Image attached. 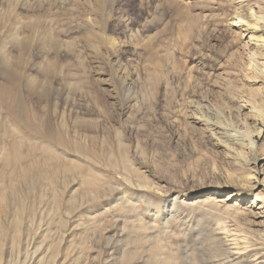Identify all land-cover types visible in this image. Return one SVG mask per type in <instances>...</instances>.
<instances>
[{
	"label": "rangeland",
	"instance_id": "374dc122",
	"mask_svg": "<svg viewBox=\"0 0 264 264\" xmlns=\"http://www.w3.org/2000/svg\"><path fill=\"white\" fill-rule=\"evenodd\" d=\"M233 3L0 0V264H220L211 229L237 254L254 215L189 201L209 188L220 211L251 172L192 120L198 104L246 123ZM14 144L21 162L4 163Z\"/></svg>",
	"mask_w": 264,
	"mask_h": 264
},
{
	"label": "bare ground",
	"instance_id": "6f19581e",
	"mask_svg": "<svg viewBox=\"0 0 264 264\" xmlns=\"http://www.w3.org/2000/svg\"><path fill=\"white\" fill-rule=\"evenodd\" d=\"M259 4H264V0H254L252 5H248L247 0H234L231 16L226 21L228 33H232L234 39L238 40L239 49L244 55L239 72L243 74L240 79L244 78L240 86L244 87L245 91H242L241 87H235L241 91H235L236 94L231 102L236 104L239 114L247 116L248 120L245 118L246 123L243 121L236 126H230L222 124L212 112L204 115L202 106L198 104L191 106L192 120L207 129L213 145L225 151L234 165H240L243 162L251 171L246 175L247 181L229 177V180H233L231 184L244 192L237 195L238 202H225L220 211L217 210L218 203H221L217 199L219 193H211L209 188L205 189L203 196L189 200L191 205L203 206L204 215L215 213L219 218L226 217L235 223L241 224L243 215H254L253 219L249 220L245 224L246 227L241 230V241L233 243L237 254L233 253L228 245L225 246V241L218 237L217 231L211 229L210 238L207 239L214 250L219 253L218 263L220 264H264V142L258 143L254 140L248 129V125L253 126L254 129L260 124L264 126V8L259 7ZM112 47L114 48L115 45L113 44ZM227 85L233 87L231 82ZM231 95L233 96V92ZM256 131L259 136L264 137V129L260 128ZM16 150H19L18 145L9 146V152H5L2 156L4 163L21 162L22 157L15 154ZM54 156L56 158L53 157V160L61 158V155ZM63 156L65 159L70 158L67 155ZM34 160L35 158H29V162ZM84 183L90 187L91 191L93 190L92 192H95L98 187L97 183L90 179H85ZM213 216L210 215L211 218H214ZM13 221H15L14 227L18 228L21 224L20 218L17 217ZM2 232L3 228H0V233ZM40 253L36 249L31 254L27 253L26 256L35 262Z\"/></svg>",
	"mask_w": 264,
	"mask_h": 264
}]
</instances>
